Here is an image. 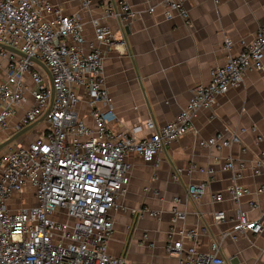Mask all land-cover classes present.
Returning a JSON list of instances; mask_svg holds the SVG:
<instances>
[{
  "label": "built area",
  "instance_id": "2783aa9c",
  "mask_svg": "<svg viewBox=\"0 0 264 264\" xmlns=\"http://www.w3.org/2000/svg\"><path fill=\"white\" fill-rule=\"evenodd\" d=\"M78 1L90 9L91 0ZM159 1L166 19L177 13L189 22L186 0ZM136 15L128 0H107L101 16L91 18L94 39L87 44L78 14L66 15L47 0H0V43L26 54L23 57L0 47V58L7 60L6 73L0 77V143L38 120L50 106L41 132L28 139L30 129L19 143L0 150V264H128L124 257L109 253L108 242L114 233L112 213L128 192L129 156L137 154L157 166L159 152L191 130L201 109L217 105L241 84L247 71H264L263 24L235 55L231 39L226 38V62L212 69L209 83L195 85L188 104L171 121L158 127L148 119L144 127L152 130L149 136L139 137L143 125L120 129L104 76L105 56L116 45L108 21L118 20L122 27ZM31 58L44 63L50 75ZM80 88L85 89L93 125L77 109ZM24 105H28L25 113L13 123ZM257 139L263 140L264 134ZM235 141H239L236 132L229 139L218 133L201 143L229 146ZM235 164L236 159L228 157L224 168L234 172L229 193L238 202L249 188L239 183L241 171ZM253 170L261 173L260 160ZM181 172L175 167L173 178L179 179ZM206 187L190 184L188 194L196 201ZM25 191L29 193L26 204L22 200ZM211 197L215 202L223 200L221 193ZM173 202L166 249L169 253L185 250L178 264H230L217 240L207 251L198 249L199 231L206 228L186 227L185 214L177 206L180 198L174 197ZM147 213L158 215L147 209L138 211L142 217ZM212 214L217 224L228 217L223 209ZM232 220L234 239L247 230L258 234L264 229V212L249 218L237 208ZM176 233L190 239L191 245L184 249L182 239L174 238Z\"/></svg>",
  "mask_w": 264,
  "mask_h": 264
},
{
  "label": "crops",
  "instance_id": "0c3cea01",
  "mask_svg": "<svg viewBox=\"0 0 264 264\" xmlns=\"http://www.w3.org/2000/svg\"><path fill=\"white\" fill-rule=\"evenodd\" d=\"M47 1L66 15L78 14L87 44L94 39L91 18L101 16V6L107 0H91L90 9H84L78 0ZM128 1L136 17L122 27L118 20L108 21L115 31L116 45L105 56L104 76L118 117L117 127L128 130L143 125L139 137L152 133L144 127L148 119L158 127L165 125L186 107L196 84L210 82L212 69L227 60L226 38L231 39V53L235 55L264 24V0H186L189 22L177 13L166 19L159 0ZM5 73L6 67H0V77ZM79 92V114L93 125L85 89ZM27 107L19 109L13 123ZM235 132L239 141L229 146L201 143L218 133L229 139ZM263 134L264 71L253 69L217 105L196 114L191 130L159 152L157 166L137 154L129 156L128 192L112 213L114 233L108 242L109 253L124 257L128 264L180 263L185 250L169 253L166 249L173 198L179 197L177 206L185 214V226L206 228L199 231V250L207 251L217 240L230 264H264V229L258 234L247 230L237 239L230 234L237 208L246 211L249 218H258L264 212V139H257ZM228 157L236 159L235 166L241 171L239 183L249 188L238 202L229 193L234 172L224 168ZM258 160L261 173L253 170ZM175 167L182 169L179 179L172 176ZM190 184H206V193L193 200L188 194ZM213 193H221L223 200L215 202ZM251 202L257 206H251ZM140 209L158 215L147 213L142 217L138 215ZM216 209L227 212L226 221H214L212 213ZM174 238L182 239L184 249L191 245L187 237L176 233Z\"/></svg>",
  "mask_w": 264,
  "mask_h": 264
},
{
  "label": "water",
  "instance_id": "95a60500",
  "mask_svg": "<svg viewBox=\"0 0 264 264\" xmlns=\"http://www.w3.org/2000/svg\"><path fill=\"white\" fill-rule=\"evenodd\" d=\"M0 47L8 50L12 53L18 54L20 56L26 57V54L22 53L21 51L14 49L8 45H5L3 43H0ZM33 61L37 62L41 67H43V69L50 75L49 73V69L47 68V66L42 63L41 61H39L36 58H31ZM50 110V106L46 109V111L44 112V114L36 121L30 123L29 125H26L25 127L21 128L20 130L16 131L14 134H12L10 137H8L6 140H4L3 142L0 143V150L5 147L6 145L10 144L11 142H13L15 139H17L18 137H20L21 135H23L25 132H27L28 130L32 129L34 126H36L38 123H40L41 121H44V119L46 118L48 112Z\"/></svg>",
  "mask_w": 264,
  "mask_h": 264
},
{
  "label": "rangeland",
  "instance_id": "374dc122",
  "mask_svg": "<svg viewBox=\"0 0 264 264\" xmlns=\"http://www.w3.org/2000/svg\"><path fill=\"white\" fill-rule=\"evenodd\" d=\"M6 64H7V60L3 59L1 65L3 67H6ZM45 127H46V122L45 121H41L40 123H38L36 126H34L32 128L31 136L28 139H31V137H33L38 131L41 132ZM23 137H24V134L21 135L20 137H18L17 139H15L13 142H11L10 145H14V144L19 143L23 139ZM28 195H29L28 191H25V194H24L25 198L22 199L24 204H26V202H27Z\"/></svg>",
  "mask_w": 264,
  "mask_h": 264
}]
</instances>
